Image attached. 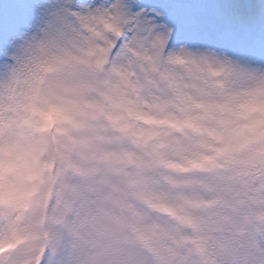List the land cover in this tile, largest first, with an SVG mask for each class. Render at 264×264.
Returning a JSON list of instances; mask_svg holds the SVG:
<instances>
[{
  "label": "clouds",
  "instance_id": "9594fccd",
  "mask_svg": "<svg viewBox=\"0 0 264 264\" xmlns=\"http://www.w3.org/2000/svg\"><path fill=\"white\" fill-rule=\"evenodd\" d=\"M141 3L36 0L0 50V264H264V63Z\"/></svg>",
  "mask_w": 264,
  "mask_h": 264
},
{
  "label": "snow or ice",
  "instance_id": "6c2138e0",
  "mask_svg": "<svg viewBox=\"0 0 264 264\" xmlns=\"http://www.w3.org/2000/svg\"><path fill=\"white\" fill-rule=\"evenodd\" d=\"M36 0L0 21V50L33 18ZM138 7L153 10L162 26L174 29L171 42L189 41L264 63V13L247 16L235 7L197 3L194 0H142ZM163 35H167L166 29Z\"/></svg>",
  "mask_w": 264,
  "mask_h": 264
},
{
  "label": "bare ground",
  "instance_id": "6f19581e",
  "mask_svg": "<svg viewBox=\"0 0 264 264\" xmlns=\"http://www.w3.org/2000/svg\"><path fill=\"white\" fill-rule=\"evenodd\" d=\"M222 5V4H221ZM223 6V5H222Z\"/></svg>",
  "mask_w": 264,
  "mask_h": 264
}]
</instances>
